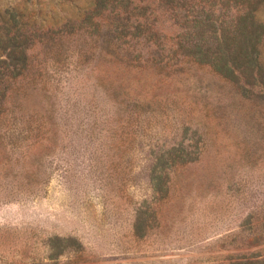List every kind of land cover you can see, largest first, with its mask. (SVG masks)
Segmentation results:
<instances>
[{
    "label": "rangeland",
    "instance_id": "obj_1",
    "mask_svg": "<svg viewBox=\"0 0 264 264\" xmlns=\"http://www.w3.org/2000/svg\"><path fill=\"white\" fill-rule=\"evenodd\" d=\"M92 1L0 0V264H264L250 63L220 73L170 54L143 69L140 47L132 67L112 62ZM205 3L188 6L264 25V1Z\"/></svg>",
    "mask_w": 264,
    "mask_h": 264
},
{
    "label": "trees",
    "instance_id": "obj_2",
    "mask_svg": "<svg viewBox=\"0 0 264 264\" xmlns=\"http://www.w3.org/2000/svg\"><path fill=\"white\" fill-rule=\"evenodd\" d=\"M136 1L93 0L90 4L97 3L100 7L97 20L102 29L101 47L104 56L110 57L112 62L119 60L128 66L122 57L131 55V47H140L148 57L142 60V66H138L143 69L147 68L148 63L164 67L165 61L169 60L166 55L179 54L197 59L198 63L213 67L220 73L237 72L234 70L238 69L236 64L243 59L250 63L251 76L258 78L261 87L257 98L264 111V25L259 23L248 27L243 24H219L220 18L243 20L239 16L241 12L235 10L228 15H216L217 12L211 8L188 6L190 3L196 5L197 1L199 5L206 4L205 0H149L144 2L146 7L142 13L137 10ZM258 16L260 14H255V11L250 13V18L257 19ZM164 22L176 30L163 34V29L158 28L157 24ZM169 43L176 44L179 49L167 48L166 44ZM125 45L127 49L123 50ZM10 111L6 103L0 104V116ZM261 136H264V129ZM177 163L190 164L192 159L185 156L179 162L171 160L172 167Z\"/></svg>",
    "mask_w": 264,
    "mask_h": 264
}]
</instances>
